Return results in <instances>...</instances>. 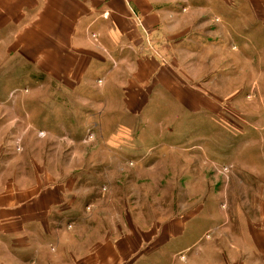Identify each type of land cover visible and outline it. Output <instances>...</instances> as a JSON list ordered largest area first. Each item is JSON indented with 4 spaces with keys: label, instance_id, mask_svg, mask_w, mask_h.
Wrapping results in <instances>:
<instances>
[{
    "label": "rangeland",
    "instance_id": "rangeland-1",
    "mask_svg": "<svg viewBox=\"0 0 264 264\" xmlns=\"http://www.w3.org/2000/svg\"><path fill=\"white\" fill-rule=\"evenodd\" d=\"M222 1L160 0L145 76L120 60L52 76L0 32V202L13 191L32 216L16 264L231 257L264 173V16Z\"/></svg>",
    "mask_w": 264,
    "mask_h": 264
},
{
    "label": "crops",
    "instance_id": "crops-1",
    "mask_svg": "<svg viewBox=\"0 0 264 264\" xmlns=\"http://www.w3.org/2000/svg\"><path fill=\"white\" fill-rule=\"evenodd\" d=\"M159 1L0 0V32L6 29L15 34L8 45L14 49L36 48V57L30 60L52 76H93L96 71L108 73L106 64L119 60L123 64L138 65L136 75L145 76L147 69H141L137 51L143 45L146 27L152 33L164 31L163 24L159 27L157 21L160 17ZM249 1H253L252 8L264 16V0ZM155 66H158L157 61ZM128 73L127 76L132 75V71ZM255 179L258 181L251 190L253 217L235 224L244 226L245 230L242 236L237 234V238H232L231 246L220 253L231 255L220 264H264V173H256ZM40 202H44V196L28 203L35 209L40 207ZM31 218V214L17 211L13 191L0 202V264H16V244L28 243L32 239L19 238L24 236ZM36 258L30 257V263ZM134 258L133 255L131 263ZM83 261L77 264H92L88 258Z\"/></svg>",
    "mask_w": 264,
    "mask_h": 264
},
{
    "label": "built area",
    "instance_id": "built-area-1",
    "mask_svg": "<svg viewBox=\"0 0 264 264\" xmlns=\"http://www.w3.org/2000/svg\"><path fill=\"white\" fill-rule=\"evenodd\" d=\"M137 21H138L137 23H138V24H140V20H139V19H137Z\"/></svg>",
    "mask_w": 264,
    "mask_h": 264
}]
</instances>
